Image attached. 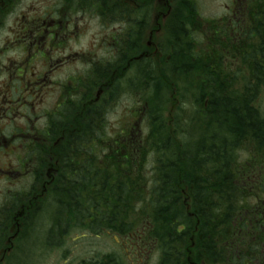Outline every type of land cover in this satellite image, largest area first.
I'll return each mask as SVG.
<instances>
[{
  "label": "trees",
  "instance_id": "16d2710c",
  "mask_svg": "<svg viewBox=\"0 0 264 264\" xmlns=\"http://www.w3.org/2000/svg\"><path fill=\"white\" fill-rule=\"evenodd\" d=\"M239 4L248 17L245 36L235 42L225 28L224 38L214 36L213 20L206 45L197 38V1L173 0L179 9L159 56L141 58L138 74L124 80L145 128L107 135L116 83L92 102L89 132L77 123L74 155L70 145L58 151L56 173L28 211L27 229L37 232L39 246L57 250L74 232H142L157 244V264H264V170L256 167L264 169V98L259 104L247 90L258 79L244 80L248 70L264 77V0ZM96 72L93 98L110 77L105 68ZM122 96L130 98L127 91ZM246 150L250 160L241 163ZM46 179L45 170L33 171L23 197L40 192ZM79 264L122 262L97 254Z\"/></svg>",
  "mask_w": 264,
  "mask_h": 264
},
{
  "label": "flooded vegetation",
  "instance_id": "af4514ba",
  "mask_svg": "<svg viewBox=\"0 0 264 264\" xmlns=\"http://www.w3.org/2000/svg\"><path fill=\"white\" fill-rule=\"evenodd\" d=\"M172 3L173 0H0V264H25L29 248H38L39 241L28 240V211L38 203L56 173L58 151L70 145V154L74 155L77 123H83L85 132H89L92 102L101 100L116 83L119 95L114 100L118 102L105 113L106 126L116 125L109 119L123 100L131 99L127 104L137 110L132 112L134 120L140 116L138 103L128 91L130 83L126 85L124 80L138 74L141 58L155 60L159 56L157 48L165 41L172 13L179 9ZM228 7L230 17L217 20L214 36L224 38L225 28L237 42L249 26L248 17L239 0ZM241 19L244 23L239 24ZM89 29L97 31L96 39L88 40ZM77 43L80 45L73 47ZM100 67L109 71L110 77L103 79L93 98L92 75ZM244 75L245 83L258 79L247 90L256 94L261 104L262 73L248 70ZM125 91L130 98L122 96ZM87 138L89 150L91 139L89 135ZM250 155L247 153V160ZM262 158L260 155L259 160ZM35 170H45L47 179L40 192L27 200L23 196ZM29 233L31 240L33 232ZM66 241L54 247H64Z\"/></svg>",
  "mask_w": 264,
  "mask_h": 264
},
{
  "label": "rangeland",
  "instance_id": "374dc122",
  "mask_svg": "<svg viewBox=\"0 0 264 264\" xmlns=\"http://www.w3.org/2000/svg\"><path fill=\"white\" fill-rule=\"evenodd\" d=\"M198 3V10L201 15L200 21L202 23L201 28L198 30L197 38L208 45L209 38H211V30H209L210 21L227 19L230 17V7L235 0H196ZM88 31L91 39H96V30L92 29ZM81 43V42H80ZM78 44H74L76 47ZM236 68V67H235ZM52 91V90H46ZM131 100V99H130ZM130 100H123L115 107L114 116L110 117L109 121L115 123L116 125L107 126V135L110 136L116 132L121 133L129 130L135 121L136 130L140 128H145V123L143 122V117L136 120L132 117V112L137 111L131 109ZM264 103V102H263ZM184 104V103H183ZM138 105V104H137ZM184 105H187L186 103ZM264 105V104H263ZM264 109V106H263ZM173 112V109H172ZM186 115L185 122L189 121ZM20 123V118L17 120ZM144 130V129H143ZM145 132V131H144ZM146 133V132H145ZM242 147H245L242 145ZM248 151L241 152L239 162L247 161ZM14 177H12L13 179ZM30 182H27L29 185ZM19 185V182L18 184ZM261 198L264 199V192H261ZM2 196H0V203L2 201ZM39 224H42L39 223ZM142 234V235H141ZM132 234V237H121L112 233H103L100 235L87 234L84 232H74L70 234L66 241V246L52 251H47L41 246H37V253L32 252L35 248L32 247L28 250V255L26 257V263L28 264H79L83 260H88L90 257H94L97 254L107 255L114 254L117 256L122 264H157L160 256V251L158 250L157 244L146 238V234L142 233ZM35 236L37 232L33 231L31 242L35 241ZM34 258V261L32 260Z\"/></svg>",
  "mask_w": 264,
  "mask_h": 264
}]
</instances>
